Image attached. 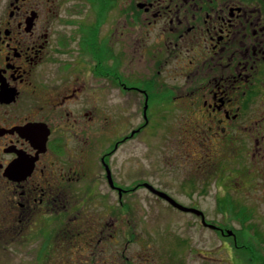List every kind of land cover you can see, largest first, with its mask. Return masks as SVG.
<instances>
[{"label":"flooded vegetation","instance_id":"1","mask_svg":"<svg viewBox=\"0 0 264 264\" xmlns=\"http://www.w3.org/2000/svg\"><path fill=\"white\" fill-rule=\"evenodd\" d=\"M130 104L139 124L128 130ZM165 114L187 122L184 153L198 166L181 185L193 206L168 195L199 210L207 196L192 199L194 185L215 176L222 221L202 212L204 225L144 179H115L117 150ZM138 190L186 216V226L164 220L161 238L149 241ZM236 195L264 215V0H0V235L9 264H189L193 222L218 241L217 252L197 255L218 262L242 244L258 249L241 241L242 221L261 216L236 206Z\"/></svg>","mask_w":264,"mask_h":264},{"label":"rangeland","instance_id":"2","mask_svg":"<svg viewBox=\"0 0 264 264\" xmlns=\"http://www.w3.org/2000/svg\"><path fill=\"white\" fill-rule=\"evenodd\" d=\"M127 110L130 120L125 125L128 127V130H130L139 124V114L136 115L137 113H135V110H138V108L131 104L127 107ZM175 113L177 112L175 111ZM186 125L187 122L184 119L174 118L169 114H165L154 122L153 126H151L146 134L139 140H131L121 146L111 160L115 179L124 186H132L135 181L144 179L156 186L157 189L165 191L174 198L183 201L185 205L193 206V203H190L187 197V189L181 187L183 182L187 181V178L193 176L197 178L198 175L196 168L198 167L197 164L188 161V156L184 153L185 143L183 134L187 128ZM119 129V122L114 121V134L117 133ZM153 133H156V135ZM101 143H103L102 139ZM198 181L199 185H194L191 194L192 199H196L197 195L207 196V198H198L199 201L196 203L198 209L206 214V218L209 222L216 223L222 221L220 218H217V213L215 212L217 210L215 209L217 205V203H215V196L218 193L217 191L220 185L218 183V187H215L217 183L216 177L214 176L212 179L207 178ZM200 183L203 184V186H201ZM133 195L138 196L137 200L140 201L139 204L143 207L144 217L142 218V223H139L138 226L144 228L145 233H143V236L149 238V241L154 239V241L157 242L158 239L161 238L164 220L171 222V230H174V227L186 226L184 223V221L187 220L185 219L186 216L169 210L163 201L155 199L150 193L144 190H138ZM241 197H243V195ZM234 201L235 205L240 208L242 207L241 205L247 208L252 207L254 209V216H257L255 214H260L259 211L255 210V208L260 209V206L256 205L252 200L247 199L240 201V197L236 195L234 196ZM247 208H245V210L247 213L251 214L250 211H252V209L249 208V211ZM176 216H178V218H176ZM190 218L194 219V217ZM230 220L232 221V219ZM236 220L239 221L238 219ZM242 222L245 224L246 229L245 233H241L243 234L241 241L246 240L250 242L251 240L253 246L256 245L258 249L244 246L241 243L242 247L238 249L233 248L231 252L229 250H224L221 252V255L215 256V259L219 260L218 262H204L201 260V257L197 255V252L212 255L218 251V241L210 231L201 230V226L193 222L190 229L187 230L185 228L186 233H188L190 237L188 240L189 246L193 249L189 264H264V215L260 218H246L243 219ZM252 227H256L257 229L253 230ZM259 230L261 232H258ZM244 234L247 235L244 236ZM252 235H254V237H251ZM5 241V236L0 235V264H9L10 247ZM228 253H231V257L228 256Z\"/></svg>","mask_w":264,"mask_h":264},{"label":"water","instance_id":"3","mask_svg":"<svg viewBox=\"0 0 264 264\" xmlns=\"http://www.w3.org/2000/svg\"><path fill=\"white\" fill-rule=\"evenodd\" d=\"M108 177H109V179H110V176H108ZM110 182H111V180H110ZM146 187L149 189V191H150L151 193H153L154 195L158 196L159 198L165 200L166 202H168V203L171 204L172 206H174V207H176V208H178V209H180V210H182V211H187V212L189 211V212H192V213H194V214H196V215H200V216L202 217V221H203V223H205V222H204V217H203L202 212H200V211H198V210H196V209L183 207L182 205H180V204H178L177 202H175L172 198H170V197H169L167 194H165L164 192L158 191V190L154 189V188H153L152 186H150V185H147V184H146ZM228 235H231V233L228 232Z\"/></svg>","mask_w":264,"mask_h":264}]
</instances>
